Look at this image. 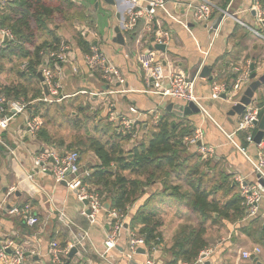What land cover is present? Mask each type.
I'll use <instances>...</instances> for the list:
<instances>
[{"label":"crops","instance_id":"obj_1","mask_svg":"<svg viewBox=\"0 0 264 264\" xmlns=\"http://www.w3.org/2000/svg\"><path fill=\"white\" fill-rule=\"evenodd\" d=\"M71 1L91 19L88 22L85 20L71 22L59 20L57 17L53 23L57 35L72 48L69 62L63 65V94L70 96L68 98L70 99L83 90H107L96 76L89 74L85 66L87 53L81 51L76 45L75 36L80 33L79 30L84 29L85 38L95 43L119 68L126 87L134 90L124 97L104 96L92 101L80 95L83 102L90 104L92 112H99L98 119H94L95 122L108 116L105 105L109 101L115 103L118 113L127 115L129 106H134L141 113H151L150 118L140 119L139 125L142 129H154L153 112L161 116L171 115L184 126L191 127L195 131L201 129L204 134V143L216 148L215 158L204 161L196 147L187 146L189 153L193 155L189 167L209 163L203 165L200 172L209 176L211 187L218 189L217 195L212 196L211 200L219 201L220 210L228 214L227 216L213 214V220L207 223L204 240L208 247L199 256L203 259V264H264V245L241 231L243 228L249 229L251 224L254 225L253 231L258 232L260 227L264 229V200L261 203L259 215L252 219L253 222L246 220L244 205L243 215L235 209L237 204L235 201L241 202L235 178L242 176L248 183L258 180L246 157L255 161L259 144L254 141L248 143L247 132H237L239 115H229L232 107L238 104L252 81L250 80L235 96L227 93L225 94L227 99L223 98L224 94L220 100L211 99L215 85H226L231 91L236 78L248 65L250 68L255 67L258 78L264 76V41L257 39L232 18L222 23L219 36L213 41L212 31L206 25L195 22L191 17L186 16L183 9H176L172 0H168L166 11L180 21L186 22L188 30L160 10L156 20L165 30H171L172 38L170 44L166 46V52L151 50L154 45L151 40L154 38L144 31L143 23H140L134 33L127 32L124 28L125 22L129 19L132 0H113L114 4H109L105 0ZM250 3L251 0H214L216 8L210 25H217L221 18L220 10H228L235 19L255 28V26L252 27L253 14L246 13ZM117 28L125 40L124 45L114 42L117 37ZM131 33L133 36L130 35ZM1 39L0 36V42ZM139 40H142V43H139ZM203 60L204 68L208 67L210 72L207 77L197 78L196 91L202 106L211 117L204 115L202 111L198 114L185 115L176 109L185 103L143 93L146 90L142 75L143 62L151 63V65L162 64L166 72L182 70L193 76L196 67H199ZM74 66L80 69L77 75L72 74ZM0 80L3 82L2 77ZM170 104L175 106L172 112L168 111ZM252 104L256 106L264 104V84L256 92ZM29 114L31 116L32 112ZM258 132V128L252 131L254 138ZM54 135L57 136L56 133ZM226 135L233 136V140L246 149V157L234 147ZM69 142L67 138V144ZM44 145L45 143L38 140L37 134L29 131L25 116H18L8 130H0V207H2L0 208V234L5 238H14L27 248L26 264H51L49 258L51 243L57 241L61 248H68L75 244V236L77 237L82 231H89L91 238L85 243L84 249L75 248L77 252L72 257L70 255L67 257L66 264H146L149 258L153 259L154 264H170L173 260L169 250L180 228L186 224L193 227L199 225L198 217L189 210V197L184 201L162 199L151 208L154 214L161 217L163 224L160 228L163 241L156 245V248L154 247L153 252L138 253L129 260L126 256L128 232L125 231L121 233L117 250L112 252L111 257H103L107 234L111 230L105 218L106 213L101 212L97 222L90 225L89 220L82 215L85 203H81L75 193L69 192L66 184H56L51 173L43 175L38 172L34 166V157L44 150L54 149L52 146ZM96 161V157L90 154L87 162L94 164ZM225 177H229V186L223 185ZM174 185H180L185 194L191 192L183 177L174 178ZM160 188L159 184L154 185L148 193ZM10 190L14 191L12 196H9ZM24 205H30L31 213L39 220V224L34 228L27 226L24 218H10L3 210L5 207ZM61 211L66 216L65 224L59 220ZM132 211L133 207L130 209L128 218ZM128 218L125 225L128 224ZM126 229L132 230L129 225ZM256 249L261 251L259 255H254ZM243 251L252 253L251 258L243 259ZM196 262L193 264H197ZM182 263L180 261L178 264Z\"/></svg>","mask_w":264,"mask_h":264},{"label":"trees","instance_id":"obj_2","mask_svg":"<svg viewBox=\"0 0 264 264\" xmlns=\"http://www.w3.org/2000/svg\"><path fill=\"white\" fill-rule=\"evenodd\" d=\"M57 17L71 22H88L91 19L71 0H8L0 7V29H8L14 36V40L4 41L0 47V77L5 71L3 61L20 63V68L16 70L20 81L5 85L0 80V90L9 101L24 98L34 102L30 109L32 116L40 115L46 120V124L37 133L38 140L61 152L76 151L80 163L85 164L89 171L85 182L105 195V203L111 204V210L127 213V209L133 207L127 223L132 230L140 227V235L146 239L148 247L156 248L163 241L160 233L162 219L151 211L152 206L162 199L184 201L189 197V210L198 217L199 225L193 227L186 224L180 228L169 250L173 260L170 264H178L180 261L185 264L195 263L201 252L208 247L204 236L207 233L206 225L213 220V214L228 215L220 210L219 201L215 198L211 200L212 196L217 195L218 189L211 187L209 176L200 172V168L209 163L188 166L193 155L189 153L185 138L192 136L195 130L165 114L161 116L158 127H141L137 141H134L132 135L136 129L132 135H119L108 116L95 122L99 112H92L90 104L82 101L76 106V112L66 118L78 132L92 122V131L87 130L85 135L71 138L69 144L66 137L57 138L52 134L46 127L50 123L47 122L50 116H42L40 113L43 109L48 113L53 107L63 111L65 107L61 104L63 101L55 104L40 101L45 96L37 73L41 70L44 54L56 50L62 41L53 25ZM75 41L85 53L95 44L82 37L81 32L75 36ZM96 78L101 82L100 76L96 75ZM76 97V100L81 99L80 95ZM257 107L261 108L262 116L264 104ZM90 154L96 157V163L87 162ZM182 177L191 189L188 194L182 192L180 185H174V178ZM228 178H224L223 185L229 186ZM157 184L161 188L148 193ZM239 200L241 202L235 201V209L243 215L246 209L243 208L240 195ZM253 228L251 224L249 229L243 228L241 231L264 245V229L260 227L256 232Z\"/></svg>","mask_w":264,"mask_h":264},{"label":"built area","instance_id":"obj_3","mask_svg":"<svg viewBox=\"0 0 264 264\" xmlns=\"http://www.w3.org/2000/svg\"><path fill=\"white\" fill-rule=\"evenodd\" d=\"M176 9H183L186 16L191 17L195 22L206 25L212 31L213 41L219 36V31L222 23L230 18L239 22L241 26L251 32L257 39L264 41V4L263 0H251L249 9L246 13L253 14L254 26L251 28L245 23L235 19L228 10H220V17L222 21L217 26L210 25L216 5L214 0H172ZM8 0H0V7L5 5ZM168 0H132V8L129 12V19L125 22L124 28L128 32H133L140 25L144 24V31L150 33L155 39V44L168 46L171 42V30H165L162 25L156 20L157 13L162 10L167 15L176 20L188 30L186 22L180 21L178 18L166 11ZM1 30V29H0ZM82 32V37H85L86 31ZM2 37L0 47L3 46L5 39L14 40V36L10 30H1ZM142 40H139V43ZM71 46L62 41L59 47L53 52H47L43 56V63L40 72L44 78L42 88H47L49 95L45 96L43 101L48 104H55L68 99L70 96L63 94V65L69 62L71 56ZM43 54V53H42ZM41 54V55H42ZM205 61L201 62L198 70L194 72L193 76L186 72L179 70L178 72H166L162 64L151 65V63H142V75L146 85V90L143 93L148 95H156L162 98H168L176 101L195 104L202 113L211 117L209 112L202 106L200 97L196 91V81L204 69ZM85 66L92 76H100L101 83L107 87L106 91L83 90L76 93L73 97L78 95L88 97V101L92 99L102 98L104 96H120L124 97L132 92L133 89L126 87V82L122 76L119 68L111 62L99 49L97 45H91L89 52L85 55ZM78 66L72 68V74H79ZM252 71L250 65L238 75L236 81L231 86V91L226 85H215L212 89L211 99L220 100L224 94H233L234 96L242 91V89L250 82ZM34 102H29L24 98L9 101L7 96L0 90V130L6 131L9 129L11 123L18 116H25L26 126L32 134H37L43 127V119L40 115L30 116L31 106ZM108 110L109 121L117 133L123 137L127 136L134 129L133 140L139 136L140 119H148L151 113H141L134 106H129L128 115L118 113L114 102H107L105 105ZM153 126L158 127L161 115L153 112ZM261 108L254 104L246 107L245 112L240 116L237 126V132H247L246 141L253 143L254 137L252 131L258 128L257 124L261 118ZM231 143L236 147L245 157L247 156L246 149L238 145L233 136L226 135ZM202 143L199 145V143ZM185 144L188 147H196L202 160H213L216 156V148L204 143V134L201 129H197L192 136L185 138ZM258 156L254 161L246 157L253 167V172L259 178L264 179V141L258 145ZM34 166L41 174L51 173L56 184H66L69 192L75 193L81 203L88 202L82 210V215L85 216L90 225L97 222V218L101 212H105V218L111 228L107 234L105 241V252L103 257L110 256L112 252L117 250V245L122 232H128V244L126 249V256L129 260L133 259L138 254L140 249L153 252L154 246L148 247L146 239L140 235L139 229L128 230L125 228V221L128 218L130 209L127 213L119 210L105 209V195L96 188L85 182V178L89 176V171L79 161V154L76 151L61 152L57 149L44 150L34 157ZM258 180L254 183L246 182L242 176H237L235 182L239 187L240 196L243 199V205L246 209V220H252L258 217L260 206L264 200V189L259 185ZM14 191L10 190L9 196H12ZM2 209V207H0ZM10 218H24L27 226L34 228L39 224L36 215L31 213V206H13L3 209ZM88 212H90L88 214ZM59 220L65 224L66 216L63 211L59 213ZM91 238L89 231H82L74 242L68 248H61L57 241H53L49 249V258L51 264H66V259L70 255L72 248L84 249L85 243ZM27 248L19 244L14 238L2 237L0 234V264H26ZM261 251L256 249L254 255H259ZM252 253L243 251L242 257L245 260L250 259ZM197 264H203V259L198 258ZM146 264H154L152 258L146 261ZM183 264V263H182ZM185 264V263H184ZM193 264V263H192Z\"/></svg>","mask_w":264,"mask_h":264},{"label":"water","instance_id":"obj_4","mask_svg":"<svg viewBox=\"0 0 264 264\" xmlns=\"http://www.w3.org/2000/svg\"><path fill=\"white\" fill-rule=\"evenodd\" d=\"M105 1L109 4H114L113 0H105ZM221 21H222V19L220 18L218 23H217V26L220 24ZM116 33H117V37L114 39V42L117 44H120V45H124L125 40H124L122 34L120 33L119 28L116 29ZM6 41H7V39H6ZM151 42L154 44L151 47V50L154 49V50H158L161 52H166L167 48L165 45L155 44V39H152ZM197 70H198V67H196L195 71H197ZM251 71H252V75L250 77V80L252 81V83L245 90V93L243 94V96L240 99V101L238 102V104H236L235 106L232 107V109L229 112L230 116H235V115L241 116L245 112L246 107L251 105L252 103H254L256 92L264 84V76L258 78V74L255 72L254 66L251 67ZM209 72H210V69L208 67H205L203 69L201 77H207ZM37 77L41 83L44 82V78H43L41 72L37 73ZM44 93H45V96L49 95L46 87H44ZM223 98L227 99V96L224 95ZM172 109H175L174 104H170L168 106V111L172 112ZM176 109H179L185 115L198 114L200 111L199 108L193 103H187L184 105H180V106L176 107ZM257 126H258L259 132L256 134V136L254 138V142L256 144H260L264 138V114L261 116L260 121L257 124ZM201 144L202 143L200 142L199 145H201ZM258 183L264 189V179L259 178ZM84 203H85V205H88V202H84ZM105 209L111 210V204L109 202L105 203ZM89 213L90 212H88V214ZM125 228H128V224L125 225ZM76 252H77V250L75 248L72 249L70 256L72 257L73 254H75ZM138 253L145 254L146 250L140 249L138 251Z\"/></svg>","mask_w":264,"mask_h":264},{"label":"rangeland","instance_id":"obj_5","mask_svg":"<svg viewBox=\"0 0 264 264\" xmlns=\"http://www.w3.org/2000/svg\"><path fill=\"white\" fill-rule=\"evenodd\" d=\"M252 27H254V25H252ZM3 65L5 68V71L1 74L3 84H6V83L12 84L14 82L20 81L19 77L16 75L17 68H20L19 62L3 61ZM80 102H82L81 99H78V100H76L75 98L66 99L62 103L59 102L61 104H64L65 110L57 111L59 107H53V109L48 113L46 112L45 109H43L42 112L40 113L42 116L45 114L50 116L48 117V120H47V122H50V123H48L46 127L49 128L52 134L56 133L57 138L66 137V139L68 138L69 140H71V138L73 137L85 135L87 130L92 131V127H93L92 122H89L86 127H84L83 129L80 130V132H78L77 128L72 125L71 121H69L66 118V116H69L72 112L73 114L74 112H76L75 108ZM43 122L44 124H46V120H43Z\"/></svg>","mask_w":264,"mask_h":264}]
</instances>
